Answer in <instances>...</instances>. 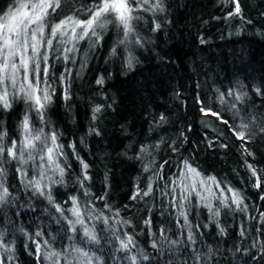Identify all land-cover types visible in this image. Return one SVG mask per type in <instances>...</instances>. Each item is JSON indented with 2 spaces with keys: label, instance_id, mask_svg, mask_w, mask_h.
<instances>
[{
  "label": "trees",
  "instance_id": "1",
  "mask_svg": "<svg viewBox=\"0 0 264 264\" xmlns=\"http://www.w3.org/2000/svg\"><path fill=\"white\" fill-rule=\"evenodd\" d=\"M14 1L0 0V14ZM94 2L60 0L48 11L47 36L69 16L86 19ZM239 4L240 14L229 15L230 0H162V9L136 12L125 43L114 20L97 30L99 40L72 45L70 31L55 39L47 76L40 64V86L51 94L43 120L10 97L9 108L0 105V131L6 145L19 141L27 115L34 128L55 132L63 183L48 179L59 181V173L41 179L38 159L21 165L5 153L0 244L11 251L0 247V259L51 264L46 253L76 256V246L93 264H131V256L137 264H264V0ZM72 197L108 218L85 219L98 245L83 240L80 225L75 233L69 227ZM129 237L134 243L121 249Z\"/></svg>",
  "mask_w": 264,
  "mask_h": 264
},
{
  "label": "snow or ice",
  "instance_id": "2",
  "mask_svg": "<svg viewBox=\"0 0 264 264\" xmlns=\"http://www.w3.org/2000/svg\"><path fill=\"white\" fill-rule=\"evenodd\" d=\"M230 2L235 3V11L234 13L230 12L229 15H239L241 11L239 0H230ZM59 6L60 0H19L18 7L14 11L9 10L6 15L0 16V105L4 108L10 107L9 88H11L13 90L11 94H23L24 98L31 102L40 115L41 120H43V112L41 110L46 108L47 103L51 100V94L47 88H41L40 86V64L43 62L47 65L48 60L47 54L42 53L41 48H50L53 39H56L58 35H68V32L63 31V29L70 25L71 34L77 40L84 39L89 35L99 40L100 32L97 30L104 29L108 23L114 20L123 29L124 40H121L120 43H125L133 33L131 21L140 18L134 17L132 13L134 11L162 9V0H131V2L130 0H95L93 5L87 9L89 15L86 19L69 16L61 20L51 26L50 38L45 40L48 9L51 8L55 11ZM156 27L158 28L159 25ZM77 29H80V31L77 32ZM135 43H140L139 37L136 38ZM113 53H115V49H113ZM131 63L132 59L130 57L128 61L129 67H131ZM21 72H23L22 78ZM44 75L47 76V66L44 68ZM44 83H46V80ZM97 83L103 84V79L97 80ZM237 98L239 99V97ZM99 111V107L94 109V112ZM201 111L206 115L211 112L210 109L204 108H201ZM211 114L220 118L219 113L212 112ZM224 122L227 123V121ZM20 133L19 141L12 140L10 144L6 145L4 140L7 133L0 131V164L5 162V153L8 158L17 161L21 165L38 159L41 164L37 171L41 179L48 176V173H59L61 177L59 181L52 180L51 176L48 179L50 183H63L64 168L58 162V157L62 155V146L57 144V134L55 132L45 134L43 129L34 128L27 115L24 116L20 124ZM238 138L243 139V133H239ZM81 164L85 169L83 179L87 180L89 179L86 174L88 165L83 161H81ZM186 167L188 166L186 165ZM17 171L26 175L23 168H18ZM188 172L193 175H199L195 169L190 167H188ZM4 173L5 170L0 167V176L4 175ZM253 175H255V170H253ZM30 183L33 184L37 192L45 195V192L41 190L40 180H32ZM201 183L203 182L201 181ZM81 186L83 187V182H81ZM0 188L3 189L0 192V201H2L8 195V190L2 183H0ZM150 191L151 186H149L148 191H145L144 195H148ZM85 194L87 195V192ZM47 199L50 203L53 202L50 191L47 193ZM71 201L72 207L68 211L71 212L72 217H75V219L66 217L69 227L75 233L77 231L75 226L77 224L80 225L83 229V240L88 244L98 245L100 243L99 236L95 228H88L85 225V219H93L95 217L101 223L108 224V218L95 213L94 209L86 207L82 210L75 197H72ZM233 203L239 205L238 194H234ZM56 209L63 215L64 210L59 205H56ZM109 230L112 231V229ZM36 235L40 236L41 234L37 233ZM189 238L191 239V237ZM73 239L74 237H69V240ZM44 243L47 244V241H44ZM133 243L131 237L128 238L127 242L121 240V249L128 250V245ZM155 246L153 244V247ZM0 247L4 248L5 251H11L6 244H0ZM36 251L40 252L39 243H37ZM73 251L77 254L76 256L53 251L46 253L44 259L51 261V264H60L61 257H63L64 264H93V258L88 251L76 246H73ZM141 256L145 260L148 259L143 253H141ZM96 259L99 260V257H96ZM127 259L131 264H137L136 256L127 257ZM0 264H6L5 260L0 259Z\"/></svg>",
  "mask_w": 264,
  "mask_h": 264
},
{
  "label": "rangeland",
  "instance_id": "3",
  "mask_svg": "<svg viewBox=\"0 0 264 264\" xmlns=\"http://www.w3.org/2000/svg\"><path fill=\"white\" fill-rule=\"evenodd\" d=\"M130 2H131V0H130ZM18 4H19V0H15L10 6H9V8L3 13V14H0V16H4V15H6L8 12H9V10H15L17 7H18ZM50 9V8H49ZM49 9H48V11H49ZM137 11H134L133 13H132V15L133 16H135V14H137L136 13ZM109 24V23H108ZM108 24H107V26H108ZM63 31H70V36H69V42H70V44H72L73 45V43L75 42V40H77L74 36H72V34H71V26L69 25L67 28H65V29H63ZM80 31V29H77V32H79ZM49 34H50V32H49ZM48 34V36H47V33L45 32V35H44V39L46 40V39H48V38H50V35ZM59 37H60V35H58L57 36V38L59 39ZM54 41H55V39H53V41H52V44L54 43ZM51 48V47H50ZM50 48H48V47H42L41 48V52L42 53H46L47 54V56H48V54H49V51H50ZM29 54H31V53H29ZM46 66V65H45ZM42 73H44V68H43V72ZM23 77V72H21V78ZM31 78V77H30ZM12 89L11 88H9V93H10V95H9V101L11 100V98L13 99L14 97H17L18 99L19 98H22V100H26L25 98H24V96H23V94H17V95H12L11 93H12ZM11 97V98H10ZM27 101V100H26ZM28 103H30V105L31 106H33L32 104H31V102H29V101H27ZM34 107V106H33ZM35 108V107H34Z\"/></svg>",
  "mask_w": 264,
  "mask_h": 264
}]
</instances>
